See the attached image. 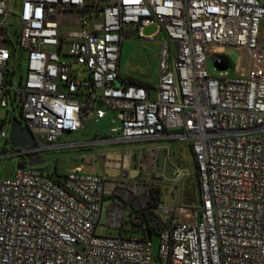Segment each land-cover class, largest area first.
Masks as SVG:
<instances>
[{
    "label": "built area",
    "instance_id": "built-area-1",
    "mask_svg": "<svg viewBox=\"0 0 264 264\" xmlns=\"http://www.w3.org/2000/svg\"><path fill=\"white\" fill-rule=\"evenodd\" d=\"M262 21L264 0H0V141L11 144L16 120L35 137L26 148L0 147V156L21 157L13 178L0 172V264H264ZM150 25L157 32L147 35ZM160 32L157 84L124 79V41ZM224 47L240 53L235 73L210 67L211 56L230 68ZM22 58L27 71L17 77L12 61ZM109 114L111 135L95 142H158L139 150L133 183L82 167L56 178L30 164L40 148ZM175 139L194 153L198 205H180L187 174L172 162ZM116 193L136 200L132 233L100 234L105 199ZM109 216L124 228L115 210Z\"/></svg>",
    "mask_w": 264,
    "mask_h": 264
},
{
    "label": "rangeland",
    "instance_id": "rangeland-1",
    "mask_svg": "<svg viewBox=\"0 0 264 264\" xmlns=\"http://www.w3.org/2000/svg\"><path fill=\"white\" fill-rule=\"evenodd\" d=\"M15 7L19 6L21 0H13ZM18 18H11L8 23L9 32L11 39L14 43L19 39V34L17 32ZM261 29L264 31V22L261 24ZM156 26L150 25L145 28V33L149 35L150 33H155ZM166 40V35L161 32L157 36L155 41H126L122 47V57H121V71L123 75L136 79L137 82L147 83L149 85H155L159 81L160 76V58H161V44H157V41ZM220 49V48H219ZM222 51L226 52L227 59L230 62V68L226 70L227 73H232L233 65L239 64L240 53L236 48L224 47ZM214 58L210 56L209 62L210 67L214 70L213 64ZM12 69L16 70L17 77L27 71V62L22 58L21 62L12 61ZM6 108L0 110V118L4 119L7 115ZM111 117L101 119L99 122L91 121L86 124V128L76 132L63 135L57 142L56 146L40 148L38 151V158L42 161L41 167L44 171H47L54 176H62L65 174L70 166L75 162L83 161L85 163L86 169L89 172L101 171L102 162L101 159L102 152L99 151V146L101 149H109V145L106 142L96 143L95 141L101 140L103 137H110L111 129ZM87 141L88 143H83ZM6 141L3 139L0 141V147L13 149L12 144L8 146L5 145ZM102 144V145H101ZM150 143L148 141L130 142L124 143L121 147L126 148H143L148 146ZM172 148V162L177 163L184 169V174L186 177L177 183L179 198L188 199L193 204L198 205L200 203V192L198 186V179L196 177V161L192 148L187 140L175 139L169 142ZM44 144L40 143L39 147H43ZM83 157H87V161H84ZM20 156H0V172L4 178H13L18 167ZM126 163H128L126 161ZM161 164H165L163 159H161ZM168 164H170L168 162ZM171 165V164H170ZM169 165V166H170ZM86 171V170H85ZM132 178L137 176V172L132 171ZM173 170H166V176L168 178H173ZM136 181V180H135ZM162 193L166 194L167 189L170 188V184L166 183L164 186L160 185ZM166 197V196H165ZM168 199V198H167ZM168 201L174 203L175 200L170 198ZM110 204L108 200L105 204V214L106 208ZM97 232L100 234L106 233H116V229L111 227L106 220V215H102L100 220V225L97 228ZM159 237L154 236L155 249L158 246Z\"/></svg>",
    "mask_w": 264,
    "mask_h": 264
},
{
    "label": "crops",
    "instance_id": "crops-1",
    "mask_svg": "<svg viewBox=\"0 0 264 264\" xmlns=\"http://www.w3.org/2000/svg\"><path fill=\"white\" fill-rule=\"evenodd\" d=\"M264 22V21H262ZM151 34V33H150ZM161 32L158 34L160 35ZM130 40H133V41H143V42H146L144 40H137L133 37L129 38L128 40H125L124 42L126 41H130ZM165 40V39H164ZM162 40V41H164ZM162 41H157V44H161ZM261 43L262 45L264 46V31L261 29ZM124 44V43H123ZM121 57H122V53H121ZM235 65H233L234 67ZM120 68H121V60H120ZM122 73V76L124 79L126 80H130V81H135L137 82L136 79H131V78H128L126 76L123 75V72L121 71ZM232 73H235V69L233 68L232 70ZM108 116H111L110 114ZM83 143H88L87 141L83 142ZM97 143V142H96ZM107 145H109V149H101L100 145L98 144L99 146V151H101L102 153H106L107 154V158H104V157H101L102 160H104V162H102V170L101 171H94V172H89L87 171L88 169H86V166H85V163H83V161H78V162H75L72 166H70V169L72 168H76V167H82L83 171L87 172V173H99V174H105L111 178H120V177H123V175L125 176V174H128V177L126 176L124 179L127 181V182H130V183H133L135 180L137 179H134L132 178V171L134 172H137V176L135 178L138 177V171H139V168H138V153H139V150L141 149L140 147L139 148H126V147H121L122 144L124 143H130V142H106ZM150 144H157L158 142H149ZM149 144V145H150ZM102 145V144H101ZM128 154V163H126V156ZM41 167V165H40ZM42 168V167H41ZM69 170V169H68ZM44 171V169H43ZM47 172V171H45ZM49 173V172H47ZM56 178H58V176H54ZM187 177H189L187 175ZM166 199V198H165ZM170 199V198H169ZM167 199V201L169 200ZM173 199V198H172ZM110 200V204L107 206L106 208V214H105V204L106 202ZM170 203V205H174V203H171L170 201H168ZM192 202L189 201L188 199H181L180 200V205L182 206H187V205H190ZM137 207V203H136V200H134L133 198H131L130 200L127 198L126 194L122 193V194H119V193H116L114 194L113 196H108L106 199H105V202H104V205H103V212H102V215L104 213V215H106V220H107V223L113 227L111 225V222L113 221L112 218H109V211L111 210H115L116 212V218L114 219H117V218H121L123 219V223H124V228L123 229H118V228H115L116 229V233H106V234H120V233H123V234H130L132 233L131 232V223L129 221V212H128V208H136ZM125 208V209H124ZM180 214L184 217H186V213L184 210H180ZM136 234H141L140 232H136Z\"/></svg>",
    "mask_w": 264,
    "mask_h": 264
},
{
    "label": "water",
    "instance_id": "water-1",
    "mask_svg": "<svg viewBox=\"0 0 264 264\" xmlns=\"http://www.w3.org/2000/svg\"><path fill=\"white\" fill-rule=\"evenodd\" d=\"M214 66L219 70H227L228 63L223 61H214ZM11 144L13 147L26 148L35 142V137L29 129H24L21 122L16 120L11 128L10 132ZM99 143V142H97ZM42 161L37 159L30 160L31 165H41ZM147 237L151 238V231H147Z\"/></svg>",
    "mask_w": 264,
    "mask_h": 264
},
{
    "label": "trees",
    "instance_id": "trees-1",
    "mask_svg": "<svg viewBox=\"0 0 264 264\" xmlns=\"http://www.w3.org/2000/svg\"><path fill=\"white\" fill-rule=\"evenodd\" d=\"M10 76H11V74H10ZM12 79V77H10V80ZM145 84H147V83H145ZM51 174V173H50ZM52 176H54L53 174H51ZM64 175V174H63ZM62 175V176H63ZM58 177H59V175H58ZM151 219V215H148L146 218H145V220H146V222L147 223H149L148 221ZM153 229V228H152Z\"/></svg>",
    "mask_w": 264,
    "mask_h": 264
},
{
    "label": "bare ground",
    "instance_id": "bare-ground-1",
    "mask_svg": "<svg viewBox=\"0 0 264 264\" xmlns=\"http://www.w3.org/2000/svg\"><path fill=\"white\" fill-rule=\"evenodd\" d=\"M128 157H129V156H128V154H127V156H126V161H127V162L129 161Z\"/></svg>",
    "mask_w": 264,
    "mask_h": 264
},
{
    "label": "flooded vegetation",
    "instance_id": "flooded-vegetation-1",
    "mask_svg": "<svg viewBox=\"0 0 264 264\" xmlns=\"http://www.w3.org/2000/svg\"><path fill=\"white\" fill-rule=\"evenodd\" d=\"M35 157V154H32ZM37 160H40L38 157H36Z\"/></svg>",
    "mask_w": 264,
    "mask_h": 264
}]
</instances>
